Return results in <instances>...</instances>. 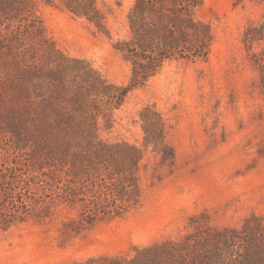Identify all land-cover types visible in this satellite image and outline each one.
Returning <instances> with one entry per match:
<instances>
[{
	"label": "trees",
	"instance_id": "16d2710c",
	"mask_svg": "<svg viewBox=\"0 0 264 264\" xmlns=\"http://www.w3.org/2000/svg\"><path fill=\"white\" fill-rule=\"evenodd\" d=\"M47 1L109 35L98 0ZM201 4L136 0L128 15L132 36L115 46L133 65L132 84L122 87L52 42L45 52L33 0H0V231L69 209L77 216L64 233L75 237L143 205L141 173L151 158L175 159L164 115L151 105L140 111L138 144L110 142L101 132L113 130L127 94L173 53L206 56L210 30L194 18ZM243 43L264 88V17L246 29ZM202 233L136 247L131 257L98 255L72 264H264V224L256 216L241 228Z\"/></svg>",
	"mask_w": 264,
	"mask_h": 264
},
{
	"label": "rangeland",
	"instance_id": "374dc122",
	"mask_svg": "<svg viewBox=\"0 0 264 264\" xmlns=\"http://www.w3.org/2000/svg\"><path fill=\"white\" fill-rule=\"evenodd\" d=\"M33 1L45 52L52 42L68 57L87 61L109 83L132 84V62L115 46L132 36L128 15L136 0H98L109 35L58 2ZM263 17L264 0H202L194 18L210 30L206 56L173 53L127 94L114 113L113 130L101 132L110 142L138 144L140 111L151 105L164 115L175 159L161 164L159 157L151 158L150 168L141 173L142 206L98 221L75 237L64 233L65 224L77 216L69 209L55 210L44 222L0 231V264L131 257L136 247L209 229L241 228L252 216L264 224V88L243 43L246 29Z\"/></svg>",
	"mask_w": 264,
	"mask_h": 264
}]
</instances>
